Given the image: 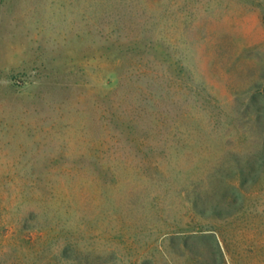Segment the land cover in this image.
<instances>
[{"label":"rangeland","instance_id":"374dc122","mask_svg":"<svg viewBox=\"0 0 264 264\" xmlns=\"http://www.w3.org/2000/svg\"><path fill=\"white\" fill-rule=\"evenodd\" d=\"M0 264H264V0H0Z\"/></svg>","mask_w":264,"mask_h":264}]
</instances>
